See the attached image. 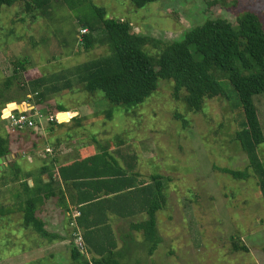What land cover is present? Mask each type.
<instances>
[{
  "label": "rangeland",
  "instance_id": "374dc122",
  "mask_svg": "<svg viewBox=\"0 0 264 264\" xmlns=\"http://www.w3.org/2000/svg\"><path fill=\"white\" fill-rule=\"evenodd\" d=\"M25 2L4 6L0 13V89L5 93L0 134L13 155L0 164V264H73L67 236L73 226L63 218L54 220L49 229L67 240L44 238L22 226L18 207L25 198L19 188L26 180L23 173L50 158L55 143L71 145L78 139L115 142V150L138 152L146 176H164L167 205L157 213L161 243L148 255L142 233L139 241L133 235L130 252L123 251L124 264H264V196L260 177L236 140L240 108L233 89L224 84L227 99L208 97L200 111H193L186 91L176 97L174 81L161 79L148 99L126 108L111 104L101 91L84 90L69 75L75 66L108 53L106 45L89 50L81 45L83 35L90 33L81 29L91 4L104 8L107 17L129 21L134 32L162 46L210 18L235 23L239 15L253 11L264 25V0H157L142 8L130 0H87L75 8L52 1L46 12L34 11L36 17ZM145 49L156 56L160 47ZM39 77L49 86H63L70 78L71 88L63 86L37 103L30 81ZM9 96L16 100L4 104ZM254 101L264 131V94ZM57 103L74 113L64 120L80 121L59 126L65 121H55ZM19 106L34 120L33 127L18 129L8 122V114ZM258 155L264 165V143ZM225 168L246 169L249 177L234 179Z\"/></svg>",
  "mask_w": 264,
  "mask_h": 264
},
{
  "label": "trees",
  "instance_id": "16d2710c",
  "mask_svg": "<svg viewBox=\"0 0 264 264\" xmlns=\"http://www.w3.org/2000/svg\"><path fill=\"white\" fill-rule=\"evenodd\" d=\"M18 1L0 0V13L4 6L11 7ZM52 1L68 4L72 8L87 2V0H26V9L36 17L37 13L34 11L40 9L41 12H46ZM155 1L157 0H130L137 8ZM91 5L92 12L87 15V19L86 17L83 19L84 28H89L90 33L83 35L81 45L86 50L96 44L106 45L108 53L75 66L69 71V75L81 83L84 90L101 91L111 104L126 108L143 103L158 89L161 79H168L174 81L175 96L178 97L179 92L185 90L189 107L193 111H200L208 97L221 96L227 99L224 86L226 84L237 93L235 104L240 108V129L236 132V140L248 154L251 166L258 173L264 196V165L258 155V148L264 143V131L254 101L256 95L264 94V25L260 16L253 11H246L237 17L235 23L227 18H210L186 31L182 38L160 46L159 40L134 32L129 21L107 17L104 8ZM97 32L102 34L95 36ZM147 45L160 47L159 53L156 56L151 55L145 49ZM20 66L25 68L22 61ZM63 86L71 88L70 78L63 83ZM63 86H49L44 83L43 77H39L30 81V93L35 95L37 103H42L46 96L50 93H58L64 88ZM4 96V91L0 89V98ZM15 100L14 96H9L4 104ZM55 112H64L60 114L61 118L63 116L70 118L74 114L62 103H57ZM57 124L61 126L66 123ZM10 152L8 139L0 134V157ZM104 155L111 157L107 151H104L103 155L94 159H102ZM111 160L117 164L113 157ZM78 166L75 163L59 168V174L65 183L71 181L75 186L86 185V182L76 181L88 177L115 175L116 179L111 182H100L98 187L105 188L101 191L117 193L128 187L137 186L134 182L127 181L128 172L122 168L116 174L107 171L98 174L70 173L72 168L75 170ZM46 170L47 168H43V171ZM223 170L234 179L249 177L246 169ZM150 180L149 185L140 188L147 194L143 207L148 217L140 223H132L130 229L142 233L148 245V255H153L162 239L157 229L156 213L165 209L167 194L164 193L162 174L151 175ZM52 183L53 181L43 182L41 186L30 187L27 180L23 181L19 188L23 190L25 198L19 203L18 209L22 212V226L25 229H32L42 237L54 240L60 235L50 232L46 228L45 221L37 215L38 208L46 200L60 194L59 190L51 188ZM99 193L90 194L83 199L91 203L101 197ZM79 225H83L81 219ZM96 225L99 224H92V227ZM128 245L131 243L127 240L124 245L125 250L116 252L111 250L105 252L100 249L88 259L77 245L71 242L70 256L73 264H124L123 251H128Z\"/></svg>",
  "mask_w": 264,
  "mask_h": 264
},
{
  "label": "crops",
  "instance_id": "0c3cea01",
  "mask_svg": "<svg viewBox=\"0 0 264 264\" xmlns=\"http://www.w3.org/2000/svg\"><path fill=\"white\" fill-rule=\"evenodd\" d=\"M73 121L79 122L80 120ZM53 123L55 122L51 124ZM64 123L66 124L61 126L64 127L70 124L71 121L68 120ZM82 124L84 123L82 122ZM50 130L55 131L56 129L53 127ZM78 141L81 140L78 139ZM78 141H74L71 145H61L59 142L55 143L52 145L54 152L52 156L42 160L34 171H25L23 177L28 181L30 187L41 186L43 182L49 183L53 181L51 188L53 187L55 190H59L60 194L46 200L38 208L37 215L45 221L46 228L50 232L52 230L49 227L52 226L53 221L61 218L70 227L73 226V233L67 235L70 236L68 241L75 242L77 236H81L84 242L86 256L90 259L100 249V251L105 252L122 250L125 241L128 240L130 242V236L134 235L136 238L138 237V241L140 240L139 233L141 232L136 230L133 232L130 229V225L132 223H140L148 217L146 209L143 207L147 194L145 191H141L140 188L150 184L151 175L146 176L147 170L141 166V159L136 151V154L134 152L131 154L132 151L118 148L115 150L117 143H111L109 142L110 140L104 141L102 144L98 140H94L93 144L92 141H82L80 143ZM118 141L120 142V140ZM104 151H107L117 161V164L108 155H104L102 159H94L97 156L103 155ZM89 159H92V162L87 161ZM75 163L79 166L75 170L72 168L70 173L98 174L102 171H107L116 174L122 168L128 172L127 181L134 182L137 186L128 187L124 191L117 193H105L101 191L105 188L100 189L98 187L100 182H111L116 179L114 177L115 175L88 177L76 181L78 183L86 182V185L78 184L75 186L71 181L65 183L59 174V168ZM43 168H47V170L43 171ZM100 191L101 193H99ZM130 192L133 193L130 194ZM94 193H99L101 197L91 203L85 202L83 197ZM89 205L91 206L87 207ZM79 219L82 220V226L79 225ZM92 224L99 225L92 227ZM60 237L62 239L63 236L60 235ZM64 239L67 240L63 237V241ZM127 252H130V250Z\"/></svg>",
  "mask_w": 264,
  "mask_h": 264
},
{
  "label": "built area",
  "instance_id": "2783aa9c",
  "mask_svg": "<svg viewBox=\"0 0 264 264\" xmlns=\"http://www.w3.org/2000/svg\"><path fill=\"white\" fill-rule=\"evenodd\" d=\"M82 33H86L87 32V28H83L81 29ZM19 110V108L17 107V109H15L14 114H12V112H10L8 114V122H10V124L14 127V128H18V129H23L25 127H33L36 123L34 122V120H32L31 117H29L25 111ZM64 113V112H55L54 113V117H55V121L58 122H62L59 119V114ZM49 151V149H48ZM76 243H77V247L84 253L85 252V247H84V242L81 236H77L76 238Z\"/></svg>",
  "mask_w": 264,
  "mask_h": 264
},
{
  "label": "water",
  "instance_id": "95a60500",
  "mask_svg": "<svg viewBox=\"0 0 264 264\" xmlns=\"http://www.w3.org/2000/svg\"><path fill=\"white\" fill-rule=\"evenodd\" d=\"M18 108H19V110H22V107H21V106H19ZM11 157H13L12 154H7L6 156L0 157V164H1L2 162H4V161L10 159ZM1 167H2V166H0V169H1Z\"/></svg>",
  "mask_w": 264,
  "mask_h": 264
},
{
  "label": "bare ground",
  "instance_id": "6f19581e",
  "mask_svg": "<svg viewBox=\"0 0 264 264\" xmlns=\"http://www.w3.org/2000/svg\"><path fill=\"white\" fill-rule=\"evenodd\" d=\"M59 119H60L62 122H63V121H66V120H64V118H63V117H62V118H61V117H59Z\"/></svg>",
  "mask_w": 264,
  "mask_h": 264
}]
</instances>
